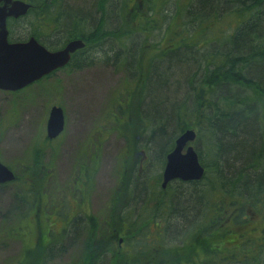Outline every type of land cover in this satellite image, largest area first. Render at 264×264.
<instances>
[{"label": "trees", "instance_id": "trees-1", "mask_svg": "<svg viewBox=\"0 0 264 264\" xmlns=\"http://www.w3.org/2000/svg\"><path fill=\"white\" fill-rule=\"evenodd\" d=\"M23 1L30 4L29 27L37 28L33 37L43 41L51 29H60L63 33L55 36L65 42L82 39L88 46L72 56L68 66L73 70L89 65L83 54L93 44L116 41L111 47L126 49L123 39L135 34L147 36L158 29L168 34L171 22L180 19L183 20L180 27L190 32L181 30L183 38L177 47L166 51H161L160 46L154 49L156 54L161 52L156 59L143 54L151 50L145 44L139 47L143 55L137 62L135 57L132 60L136 82L128 87L126 95L135 101V108L132 113L118 108L116 113L110 112L108 122H103L110 124L106 132L115 130L124 138L126 147L117 168L119 192L117 189L113 194L108 217L102 224L94 217L88 218L79 208H85L91 178L88 168L79 167L78 178L82 176L83 182L70 191L71 198L75 194L76 203L73 207L69 200L66 203L70 221H66L67 217L64 223L72 224L73 229L82 220L87 224L82 264H96L99 256L106 253L112 255L109 264H264V0H189L182 10L180 6L186 4L176 2L177 10L166 28L165 17L161 16V6L166 0L148 1L150 7L145 10L137 0H128L131 4L122 0L118 8L122 22L116 27L101 22L106 14L115 12V9L109 12V0ZM129 5L134 6L132 11L143 13L125 19ZM83 17H90L95 33L84 31ZM222 26H226L228 33L216 39L217 29ZM54 46L55 43H46L47 48ZM105 48L103 52H111L110 47ZM178 54L181 58L176 57ZM115 57L116 54L113 60ZM128 61L125 56L116 63L123 66ZM135 116L140 125L137 129H134ZM187 129L196 132L195 150L204 175L199 181H172L179 187L186 186L188 192L182 194L172 188V182L161 189L162 173L159 174L157 183L167 199L155 201L152 208L166 209L162 211L166 214L165 221L156 217L161 237L153 244L148 235L140 243L135 242L133 232L149 219L146 204L154 192L135 174L138 148L142 147L146 153L144 147H148L151 158L163 170L165 156L173 149L175 139ZM38 151L31 165L21 173L22 178L16 176L13 182L25 189L22 196L16 195L18 210L27 207L26 191L31 197L30 210L21 213L16 222L33 209L26 228L31 237L36 229L33 236L38 233L40 239L38 254L48 256L54 254L51 251L54 236L51 233L49 237L52 227L42 215L50 212L42 210L50 195L51 173L41 164L38 158L41 150ZM91 159L97 164L96 159ZM138 204L144 213L132 216L134 205ZM75 209L80 211L75 213ZM175 217L180 224L172 230L179 242L167 246L162 235L165 230L171 231ZM118 235L123 246L118 245Z\"/></svg>", "mask_w": 264, "mask_h": 264}, {"label": "rangeland", "instance_id": "rangeland-1", "mask_svg": "<svg viewBox=\"0 0 264 264\" xmlns=\"http://www.w3.org/2000/svg\"><path fill=\"white\" fill-rule=\"evenodd\" d=\"M62 1L63 3L66 2V0ZM121 1L109 0V12L114 9L115 12L106 14L105 19L101 21L107 27H114L117 23L120 26L122 17L119 15L118 8ZM148 1L153 0H137L136 3L142 5L140 8L145 10L150 5ZM176 2L186 4L185 6H180L181 10L189 4V0H166V3L161 6V16L165 17L164 28L167 27L170 17L177 10ZM127 3L131 4L128 0ZM128 7L129 12L124 15L125 19L128 16L135 15V13H143L142 10L132 11L134 6L131 7L129 5ZM182 23L183 20L181 19L178 22L173 20L168 34L163 29H158L148 33V37L143 34H135L130 38H125L122 42H125L126 49L117 47L118 50L112 46L113 50H111V45H116V41L106 45L100 44L99 56L96 57L92 54V66L76 70L72 68L62 69L55 73L53 77L42 79L38 83L18 92L0 91V163L13 170L16 176L22 178L21 173L27 169V166L31 165L34 153H38V150H41L38 158H40L41 164L47 167V170L51 173V177L48 180L50 195L47 205L42 210L50 213L42 215L48 221L49 226L52 227L49 237L51 233L54 236L51 240V251L53 250L54 254L48 256L44 253L38 254V242L40 241L38 233L37 236H33L35 229L31 237L26 228L33 212L16 222L21 213L28 211V209L30 210L31 197L28 196L29 192L26 191L27 195L24 198L27 207L20 211L16 208V204L19 203L16 195L23 194L25 189H21L20 185L16 183L7 184L5 191H0V264L83 263V247L87 236V224L82 220L73 229L72 224L68 226L67 223H64L69 211L66 203L69 200L70 204L72 202V207L76 203L75 194L71 198L68 187L78 177L80 166L88 168L91 176L89 180L90 190L87 202L84 204L85 208L83 206L79 208L88 218L94 217L95 220L100 221L108 217L107 211L111 198L117 189L119 192L117 168L124 153L126 141L115 130L112 131L110 129L106 132L110 128V124L103 122L110 120V112L116 113L118 108L122 111L133 112L135 101H130L126 98L129 92L128 87H133L132 85L136 82V76L132 74L133 68L134 70L136 69L132 62L133 58L135 57L137 62L141 55L145 54L156 59L160 57L161 52L156 54L157 50L154 49H159V46L161 51L179 46L183 38L181 30L182 32L188 30L187 33L190 34L189 29L180 27ZM19 25L24 27L25 23L22 22ZM83 25L86 31L93 27L90 17L84 19ZM107 27L106 29L108 30ZM11 30L12 37H18L24 33V30L15 31V26H12ZM227 33L226 26L219 27L216 39H221ZM142 44H145L146 49L150 48L151 52L148 49V52L145 51L142 54L143 50L139 51V47ZM107 47H110L109 51L111 50V52H107L108 50L103 52L104 49L102 48L108 49ZM199 52H202V50L199 49ZM115 54L117 57L113 60ZM125 56L129 61L124 62L123 66H118L116 61L121 60ZM105 57H108V59H105ZM176 57L181 58V55L178 54ZM155 62L157 63V61ZM145 95L142 96V101L145 97L144 103L146 101ZM52 106L62 108L65 118V129L63 134L54 141H46L45 125ZM115 106L117 108H114ZM134 119H136L134 121V129H137L140 126L139 120L137 116ZM147 135L145 134L144 138H147ZM141 138L138 140L139 144L142 142ZM197 144L198 142L193 144L194 148ZM144 148L147 157L146 153L142 151V147H139L137 155L139 162L137 165L142 167V169L138 172L139 169L136 165L135 174L145 181L149 190L154 192L152 195L150 194L151 200L146 204L149 211V219L144 221L139 226V229L136 230L137 232H133V235L136 234L134 240L138 243L142 241V238H145V235H148L153 244L159 242L161 237V225L158 222L159 218L156 217H160V220L165 221L164 217L166 214L165 212L162 214V211L166 209L161 208L158 211V208L152 207L155 201L166 200L167 196L165 192L161 191L160 183H157L158 176L162 173V168L151 158V154L148 152L149 148ZM91 158L96 159L97 164ZM208 170L207 168L206 171ZM80 182H83L82 176L78 178L77 184L79 185ZM175 183L172 182L171 185L178 193L184 194L188 192L186 186L179 187ZM71 190H73L72 186ZM132 203L134 204L135 202L132 200ZM77 211L80 210H74L75 213ZM137 213L138 215L144 213L139 204L134 205L132 216H136ZM84 214H80V216ZM175 218V222L170 227L171 231L167 232L165 230L167 234L163 233L162 235L167 246L179 242L175 238V231L172 230V228L174 229L180 224L177 217ZM150 219L155 222L151 223ZM42 224L45 225L44 223ZM123 228L124 231L128 230L126 224H124ZM96 237H98L97 234ZM117 238H120L119 235ZM25 251H27L26 255ZM24 256L27 258H24ZM99 257L96 264H109L112 259V255L108 253Z\"/></svg>", "mask_w": 264, "mask_h": 264}, {"label": "water", "instance_id": "water-1", "mask_svg": "<svg viewBox=\"0 0 264 264\" xmlns=\"http://www.w3.org/2000/svg\"><path fill=\"white\" fill-rule=\"evenodd\" d=\"M30 5L21 0H0V90L15 92L40 80L51 72L63 68L71 55L84 48L81 40H72L59 51L50 52L35 39L25 42H8L6 19L25 15ZM64 129V114L59 106H52L46 121V138H57ZM196 133L187 129L174 141L173 149L166 155L162 172L161 189L174 180L199 181L204 168L192 146ZM15 179L13 172L0 163V184Z\"/></svg>", "mask_w": 264, "mask_h": 264}, {"label": "flooded vegetation", "instance_id": "flooded-vegetation-1", "mask_svg": "<svg viewBox=\"0 0 264 264\" xmlns=\"http://www.w3.org/2000/svg\"><path fill=\"white\" fill-rule=\"evenodd\" d=\"M26 2V1H25ZM30 9V8H29ZM28 12H29V10L27 11V13L25 14V15H21V16H19V17H17V18H13V17H9V18H7L6 19V27H7V31H8V42L9 43H13V42H25V41H27L28 39H30V38H33V39H35L40 45H42L46 50H48V51H50V52H55V51H59V50H61V49H63L64 47H65V45L70 41V40H68L67 42H65V40H64V38H62V37H57V36H55L56 34H61V33H63L62 31H60V29H51V32L48 34V37H47V39H45V40H43L44 41V45H43V41H40V40H38V39H36L35 37H33L32 35L33 34H35L34 33V31H35V26L33 27V28H30L29 27V21H30V17H29V15H28ZM22 22H24L25 23V26L24 27H22V25H19V24H21ZM34 22H36V21H34ZM33 24V23H32ZM12 26H15V31L16 30H24V33L23 34H20V36H18V37H12ZM37 29V28H36ZM20 31V32H21ZM61 32V33H60ZM85 32L86 33H95V31L93 32V29L92 28H89V30L88 31H86V29H85ZM43 39V38H42ZM61 41V44L59 43ZM55 43V46L54 47H49V48H47L46 47V43ZM101 45L100 44H93V45H90L89 46V48L87 49V50H85L84 52V54H83V58H84V61L85 62H88L89 63V66H92V54H93V56H96V57H98L99 56V47H100ZM85 47H88V46H85ZM78 52H80V51H78ZM78 52H76V53H74L72 56H74L75 54H77ZM72 56H71V58H72ZM71 58H70V61L68 62V65L70 64V62H71ZM97 59V58H96ZM96 61V60H95ZM95 63H97V62H95ZM67 65V66H68ZM83 65H85V64H83ZM67 66H65L64 68H60V69H58V70H55V71H53V72H51L49 75H47V76H45V77H43V78H41L40 80H38V81H36V82H34V83H32V84H30V85H28V86H26L25 88H23V89H26L27 87H29V86H31V85H34V84H36V83H38L39 81H41L42 79H45V78H51V77H53V75L55 74V73H57L58 71H61L62 69H68L69 68V66L67 67ZM88 66V67H89ZM86 66H83L82 68H85ZM81 68V69H82ZM23 89H21V90H23ZM21 90H18V91H21ZM18 91H16V92H18ZM7 92V91H6ZM10 93H14V92H10ZM64 120H65V118H64ZM101 126V125H100ZM64 127H65V122H64ZM63 133V132H62ZM142 154V153H141ZM137 168L139 169L138 170V172H140L141 171V169H142V167H140V166H138L137 165ZM77 179H78V177H76L75 179H74V181H73V183H72V185H70L69 187H68V190H70L71 191V186H72V188L74 189V186L77 184ZM6 185H7V183H1L0 184V191L2 190V191H5V187H6ZM79 189H82L81 187L79 188ZM71 195V194H70ZM87 205V204H86ZM33 211V209L30 211V212H32ZM67 217H68V219L66 220V221H70L69 219H70V213L69 214H67ZM102 221L103 220H97V223L98 224H102ZM104 224V223H103ZM118 245L119 246H123L122 245V237H120L119 238V243H118Z\"/></svg>", "mask_w": 264, "mask_h": 264}, {"label": "bare ground", "instance_id": "bare-ground-1", "mask_svg": "<svg viewBox=\"0 0 264 264\" xmlns=\"http://www.w3.org/2000/svg\"><path fill=\"white\" fill-rule=\"evenodd\" d=\"M30 5V4H29Z\"/></svg>", "mask_w": 264, "mask_h": 264}]
</instances>
